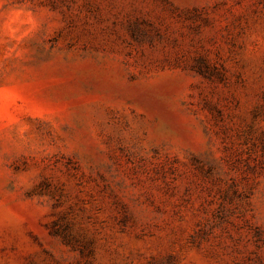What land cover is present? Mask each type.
Returning <instances> with one entry per match:
<instances>
[{
  "label": "rangeland",
  "instance_id": "rangeland-1",
  "mask_svg": "<svg viewBox=\"0 0 264 264\" xmlns=\"http://www.w3.org/2000/svg\"><path fill=\"white\" fill-rule=\"evenodd\" d=\"M0 264H264V0H0Z\"/></svg>",
  "mask_w": 264,
  "mask_h": 264
}]
</instances>
